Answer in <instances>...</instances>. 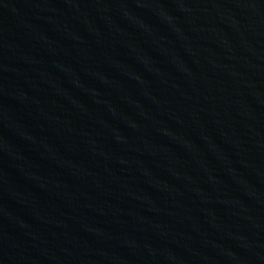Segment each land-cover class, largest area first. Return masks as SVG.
Instances as JSON below:
<instances>
[{
  "label": "water",
  "instance_id": "water-1",
  "mask_svg": "<svg viewBox=\"0 0 264 264\" xmlns=\"http://www.w3.org/2000/svg\"><path fill=\"white\" fill-rule=\"evenodd\" d=\"M0 264H264V0H0Z\"/></svg>",
  "mask_w": 264,
  "mask_h": 264
}]
</instances>
